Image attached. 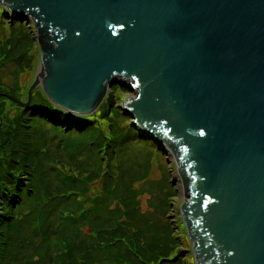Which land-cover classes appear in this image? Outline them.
I'll list each match as a JSON object with an SVG mask.
<instances>
[{"label": "water", "instance_id": "1", "mask_svg": "<svg viewBox=\"0 0 264 264\" xmlns=\"http://www.w3.org/2000/svg\"><path fill=\"white\" fill-rule=\"evenodd\" d=\"M35 26L39 87L93 113L121 108L184 184L196 264H264V0H0ZM167 150H171L169 152Z\"/></svg>", "mask_w": 264, "mask_h": 264}, {"label": "rangeland", "instance_id": "2", "mask_svg": "<svg viewBox=\"0 0 264 264\" xmlns=\"http://www.w3.org/2000/svg\"><path fill=\"white\" fill-rule=\"evenodd\" d=\"M20 22L0 25V81L23 102L39 71L40 47L34 24ZM107 91L111 103L105 100L91 113L92 130L24 118L20 106L0 101V128L3 121V129L18 123L23 137L36 144L29 167L21 165L24 153L14 155L21 164L12 165L27 186L10 228L0 235V264H72L87 248L97 256L88 264H196L181 215L185 192L175 159H167L154 140L120 142L135 125L119 106L135 93L117 84Z\"/></svg>", "mask_w": 264, "mask_h": 264}, {"label": "trees", "instance_id": "3", "mask_svg": "<svg viewBox=\"0 0 264 264\" xmlns=\"http://www.w3.org/2000/svg\"><path fill=\"white\" fill-rule=\"evenodd\" d=\"M21 21V22H20ZM29 23L25 21L24 15L21 13L19 14H13L10 12L8 6H4L0 4V25H9L10 27L15 26L17 24L23 23ZM24 23V24H25ZM30 26V25H29ZM17 27V26H15ZM14 28V27H13ZM115 86V85H114ZM123 88V87H121ZM0 93H8L13 94L20 97L16 94L15 90L11 87L9 88L8 85H5L4 83H1L0 81ZM32 97L31 101L28 105L25 107L20 108V113L25 112L24 118H27L29 115H33L34 120L38 119L41 122H48L52 126H59L63 128L64 130L75 128V129H82V128H89L92 130L94 128V118L91 117V114L89 115H75L73 113H68L64 111L60 107H56L51 103L47 95L42 91L41 88L37 87L34 89V91L31 92ZM20 99V98H19ZM7 100L9 102L15 103L12 99H9L8 97L0 94V101ZM106 100V102H110V97L106 96L104 97V100L102 103ZM16 104V103H15ZM16 106H18L16 104ZM101 106V105H100ZM99 106V107H100ZM120 110L122 112L121 106ZM3 107H1L0 104V116L2 114ZM125 114V113H123ZM126 115V114H125ZM128 116V115H126ZM131 117V116H130ZM1 120V119H0ZM132 121V117H131ZM5 121L2 122L1 128H0V153L3 155H7L4 158H0V167H4L5 169L0 172V235H5L7 230L10 228L12 224V220L14 219V215L12 214L15 212L13 208L17 207L16 203H20L22 199V195H20V192L24 190L25 186L23 178L21 175L20 170H16L13 167V165H20V159L16 158L14 155H19L21 152L25 155L23 156L25 160L24 164L29 167L31 164V160L34 159L36 154V144L31 139L26 140L24 135V131L22 129V125L18 123H12L8 128H4ZM126 138H124L120 142H124L126 139H140V138H147L151 139L149 136H147L142 130H139L137 126L132 129V131L129 133V135H125ZM108 142V139L106 142H104V145ZM155 143L156 140H154ZM154 143V144H155ZM125 144V143H124ZM155 147L157 145L155 144ZM159 149V147H157ZM27 150H33L34 154L29 155L27 154ZM103 152L105 153L106 150L104 147L102 148ZM110 151H112L110 149ZM17 152V153H16ZM162 152V151H161ZM39 154V153H38ZM9 157H12L9 159ZM13 164V165H12ZM7 174L8 176H6ZM28 184V182H27ZM24 193H27V190L24 191ZM23 193V194H24ZM75 194L79 195V191H77ZM134 195H132V201H134ZM116 199V198H114ZM134 204H132V211H134ZM107 215H110V210H105ZM88 213H92V210H90ZM41 212L39 213L38 219H40V222L43 223ZM12 216V217H11ZM12 218L11 220H9ZM13 226H16V223H13ZM91 239H93V236H91ZM94 240V239H93ZM96 253L93 252L92 249L87 248L84 252H80L78 255L79 257L73 260H69L68 263L72 264H88L89 259L97 260ZM4 254L2 251H0V260H3Z\"/></svg>", "mask_w": 264, "mask_h": 264}]
</instances>
